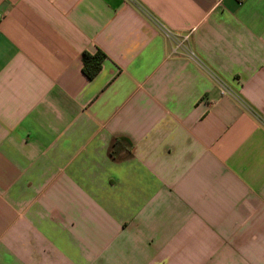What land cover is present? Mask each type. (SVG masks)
<instances>
[{"label":"crops","instance_id":"obj_1","mask_svg":"<svg viewBox=\"0 0 264 264\" xmlns=\"http://www.w3.org/2000/svg\"><path fill=\"white\" fill-rule=\"evenodd\" d=\"M0 264H264V0H0Z\"/></svg>","mask_w":264,"mask_h":264},{"label":"trees","instance_id":"obj_2","mask_svg":"<svg viewBox=\"0 0 264 264\" xmlns=\"http://www.w3.org/2000/svg\"><path fill=\"white\" fill-rule=\"evenodd\" d=\"M105 58V54L97 50L95 53L91 54L87 51L82 52L81 62H82V72L88 78L94 77L102 66V62ZM128 144L130 142L127 140Z\"/></svg>","mask_w":264,"mask_h":264},{"label":"built area","instance_id":"obj_3","mask_svg":"<svg viewBox=\"0 0 264 264\" xmlns=\"http://www.w3.org/2000/svg\"><path fill=\"white\" fill-rule=\"evenodd\" d=\"M165 34L170 36L174 46L172 49V53L175 54H187L188 56H190L191 58H194V55L192 52H190L186 46V42H187V36L183 35V36H175L173 34H171L169 31H165ZM225 88H223L224 90Z\"/></svg>","mask_w":264,"mask_h":264}]
</instances>
